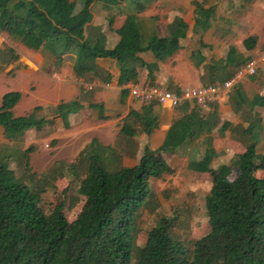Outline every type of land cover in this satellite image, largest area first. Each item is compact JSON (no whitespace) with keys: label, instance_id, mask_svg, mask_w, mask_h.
<instances>
[{"label":"trees","instance_id":"16d2710c","mask_svg":"<svg viewBox=\"0 0 264 264\" xmlns=\"http://www.w3.org/2000/svg\"><path fill=\"white\" fill-rule=\"evenodd\" d=\"M150 1L83 0L79 11L71 0L19 1L0 9V32L34 50L44 46L57 56L74 51L76 75L93 71L95 59L110 58L120 67V85L135 82L137 68L142 67L148 70L151 80L152 67L137 54L151 51L156 61H165L178 50V39L185 36L187 28L182 20L175 19L167 36L155 34L144 42L136 17ZM94 2L129 5L124 23L116 31L120 41L113 49L104 47L102 35L93 42L84 36ZM212 12L211 7L205 9L196 4L194 26L205 27ZM256 41L255 36H250L242 44L246 50H252ZM245 60L230 47L223 70L234 71ZM19 98L18 92H9L1 99L0 125L9 139L47 123L31 114L13 117L11 109ZM250 105L264 107V98L256 95ZM79 107L75 100L60 104L57 111L65 121ZM210 107L212 111L204 116L198 107L184 102L178 107L179 116L172 122L163 144L154 150L144 147L132 167H123L117 149L95 139L73 163H59L57 167L66 168V173L77 181V193L84 198L72 222L63 214V203L45 213L37 193L15 176L7 162L0 161V264H264V154L257 152V141L253 139L232 162L237 169L233 180L228 179L231 164L212 169L215 151L209 135L219 120L216 109ZM130 121L140 124L146 135L157 127L150 104L144 105L140 113L130 111L124 119L120 132L127 137L136 134L128 124ZM254 121L244 131L248 137L254 136ZM225 127L223 124L222 130ZM204 134V152L199 159L189 161L188 169L210 176L211 188L205 197L209 231L189 251L171 236L172 223L161 218L147 232L145 243L134 247L133 221L151 197L150 180L173 172L164 155Z\"/></svg>","mask_w":264,"mask_h":264},{"label":"crops","instance_id":"0c3cea01","mask_svg":"<svg viewBox=\"0 0 264 264\" xmlns=\"http://www.w3.org/2000/svg\"><path fill=\"white\" fill-rule=\"evenodd\" d=\"M19 1L28 0H0V9L10 7ZM71 1H74L76 11L82 8L83 0ZM214 1L157 0L162 8L161 12L164 13L161 19H153L154 15L143 17L142 12L137 14L136 22L144 42L158 34L155 29L161 24L166 31L162 36H167L168 27L175 19L182 20L187 30L185 36L178 39V50L165 61H156L151 51L137 54L136 57L152 67L151 80L148 79V70L142 67L137 68L135 82L123 85L119 84L120 67L116 60L97 58L94 61L93 71L76 75L74 51L57 56L44 46L34 50L14 37L0 32V105L4 94L18 92L20 98L11 109L13 117L31 114L35 119L47 121L38 128L33 127L24 131L14 139L7 138L4 127L0 125V161L7 162L12 171L16 168L22 170L26 156V164L31 168V175H38L48 169L52 172L54 165L58 166L59 163H73L79 152L94 139L104 146L116 149L119 141L125 137L127 140H138V149L141 146L142 150L144 147L157 149L163 144L172 122L179 116L178 107L155 102L143 103L131 97L127 88L151 84L167 89L164 87L166 85L173 87L177 91L175 93L179 94L186 88L219 83L235 71V69L234 71L228 69L226 72L223 70V61L230 47H234L246 60L254 59L257 70L254 76L238 82L228 97L219 98L211 104L216 109L219 120L209 135L215 151L214 158L233 157L234 148L242 146L245 149L253 139L257 141L256 147L259 145L264 147V107L250 105L254 96L264 98V52L255 55L259 52L260 39L256 38V45L252 50H246L242 43V46L237 47L226 45V38L222 35L215 38L213 36ZM196 4H200L205 9L210 7L213 9L205 27L194 26ZM128 6L127 2L114 6H106L100 2L92 3L90 20L84 26L85 38L93 42L102 35L104 47L108 50L115 48L120 41L116 31L124 23ZM163 19L164 23L161 21ZM132 63L134 64L133 61ZM123 90L126 91L125 94L122 93ZM75 100L80 105L78 111L69 114L64 121L58 114V106ZM186 102L194 105L190 101ZM151 103L157 124L151 134L142 133V126L131 123L132 121L128 124L135 130V136L127 137L122 134L120 129L129 112L140 113L144 104ZM211 111V107L200 110L204 116ZM253 120L257 128L253 132L254 136L248 137L244 131ZM223 124L226 126L224 130L221 128ZM206 137L207 135L204 134L193 141H188L175 152L181 154L185 149L186 154L192 152L191 156L196 151H202L203 154ZM246 137L247 140L244 139ZM218 146H222L220 153ZM28 149L30 151L26 155ZM140 151L138 150V154ZM243 151L240 150L237 156ZM214 158L210 163L211 168ZM219 165L228 164L224 161ZM57 166L56 170L66 172V168L59 169Z\"/></svg>","mask_w":264,"mask_h":264},{"label":"rangeland","instance_id":"374dc122","mask_svg":"<svg viewBox=\"0 0 264 264\" xmlns=\"http://www.w3.org/2000/svg\"><path fill=\"white\" fill-rule=\"evenodd\" d=\"M213 5H215L213 18L215 38L222 35L226 38V45L237 47L242 46L241 43L245 38L255 36L260 39L259 52L255 55L264 52V1L215 0ZM161 11L162 8L157 0H153L146 5L141 15L143 17L154 15L153 19L156 20L164 15ZM161 21L164 23V19ZM156 28L160 36L165 34V27L162 24ZM253 57L257 56L253 55ZM164 87L169 91L177 92L173 87L166 85ZM152 104L150 105L153 106ZM244 139L247 140V137ZM138 143V140H127L125 137L119 141L116 149L122 156L123 166L132 167L138 162L143 151L142 146L138 149ZM221 147L218 146L219 153ZM138 150H141L139 154ZM240 150L243 151L244 147L234 148L233 157L228 156L226 159L215 157V161L213 160L211 164L212 168L224 161L232 165ZM256 150L258 153H264V147L261 145L257 146ZM186 152L184 149L181 154L173 152L164 155L173 172L163 175L160 179L150 180L151 197L133 221L134 247H140L145 243L147 232L155 227L161 218H166L172 223L171 236L182 242L189 251L192 250L194 242L209 231L205 197L211 188V179L206 173L200 174L188 169L189 161L199 158L202 151H196L192 156V152L187 154ZM56 166L54 165L52 172L48 169L43 174L31 175V168H27L24 161L23 169L16 168L13 172L19 180L37 193L39 206L45 213H49L55 205L63 203V214L68 222H72L80 212L84 198L77 193V181L73 180L65 170L62 172L56 170ZM236 172L232 165L228 179L233 180Z\"/></svg>","mask_w":264,"mask_h":264},{"label":"built area","instance_id":"2783aa9c","mask_svg":"<svg viewBox=\"0 0 264 264\" xmlns=\"http://www.w3.org/2000/svg\"><path fill=\"white\" fill-rule=\"evenodd\" d=\"M256 70L255 60L247 59L227 79L212 85L186 88L179 94L151 84L131 86L127 89L131 97L143 103L155 102L160 105L179 107L184 102L190 101L200 110H204L208 109L219 98L228 97L238 82L247 77L254 76Z\"/></svg>","mask_w":264,"mask_h":264}]
</instances>
